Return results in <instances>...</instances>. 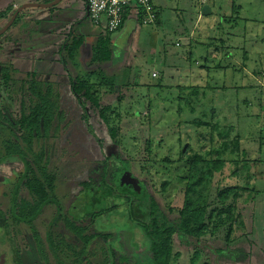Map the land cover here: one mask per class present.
<instances>
[{"label": "rangeland", "instance_id": "obj_1", "mask_svg": "<svg viewBox=\"0 0 264 264\" xmlns=\"http://www.w3.org/2000/svg\"><path fill=\"white\" fill-rule=\"evenodd\" d=\"M55 1L0 0V15L10 9L9 13H12L14 5L20 8L26 4L49 5ZM193 1L155 0L163 10L160 25L154 22L138 25L135 31L108 36L86 17L85 0H62L50 8H26L2 35L0 110L13 98L12 93L8 95V91L4 90L2 69L7 68L16 84L26 79L29 73H35L39 81L51 83L60 94V108L66 114L64 124L71 122L59 137L34 141L28 154L35 172L31 177L41 178L42 170L55 176L52 196L60 202L63 216L72 209L75 199L84 189L82 184H89L94 192L103 185L102 169L106 160L118 154L124 158L134 156L126 164L125 171L119 174L123 177H116L121 194L138 192L154 195L164 210H168V205L175 208L181 206L189 168L187 164H177L183 152L179 156L177 154L185 149L184 144L202 154L221 144V137L212 131L217 123L235 128L252 161L264 160V105L259 107L257 104L262 97L259 93L264 91V0H204V4L212 10L210 16L199 15ZM201 1L198 3L200 9L205 6L201 5ZM4 23L0 22V29ZM108 39L110 50L119 64L115 68L102 66L103 73H106L104 86H101L99 78L91 80L101 108L108 109L106 116L112 118L110 127L116 132L121 128L118 133L120 146L115 145L109 128L100 118V110L90 111L85 118L86 113L71 93L69 80V76H84L100 67L92 57L96 49L100 50V42ZM77 42L80 44L73 60L68 47ZM61 57L65 59L68 72ZM154 73L157 75L155 78L152 77ZM112 75L118 78L113 93L108 79ZM189 86L209 89L203 104L213 99L212 103L218 111L214 120L209 118V113L204 117L205 109L190 118L184 114L181 119L174 118L170 123L169 113L177 112V109L174 107L169 113L165 112L167 100L175 96L179 88ZM210 89H215V92ZM120 93L123 94L121 103L118 101ZM186 119L191 124L184 125L183 120ZM200 120L208 126H198ZM165 127L170 129L165 131ZM191 136L194 140L189 139ZM212 136L216 141L211 139ZM176 138L180 139V145L176 143ZM148 140H151V146ZM178 146L181 148L177 150ZM38 155H41L40 160H37ZM150 157V162H147ZM165 160H170V164ZM24 172L25 165L20 161L0 166V212L8 223L0 233V251L8 253L6 264H44L37 253L38 235L45 253L49 255V263L58 264L47 249L45 240L54 207L46 210L31 226L13 220L14 189ZM125 174L135 180L132 185L138 184V189L119 182ZM230 174L229 168L225 170V178L215 177L216 182L223 180V184L220 188L215 186L209 197L210 211L216 210L212 223L219 220L228 223L230 220L227 217L238 215L246 223L243 233L247 235L230 245L226 244L228 223L214 237L208 232L199 243L191 246L175 236L173 255L178 256L172 259L171 264H264V259L261 261L263 254H254L264 251V164L257 163L252 178L248 180L250 191H240L239 199L235 200L232 196L222 203L218 200L221 190L244 185L242 178H230ZM164 184H167L166 188ZM250 196L254 197L253 202ZM18 197L19 200L30 199L23 187ZM220 211H223L222 215L218 214ZM87 214L82 211L83 216H77L76 220L78 225L90 228L93 234L94 225ZM105 224L101 228L96 227L100 233L108 234L116 229L125 235L124 241L118 236L114 239V249L130 251L133 261L138 264H151L149 241L139 229L130 228L131 224L125 216L114 213L105 219ZM52 230L71 236L61 226L52 227ZM241 233L237 231L234 237ZM4 236L7 243L2 239ZM95 242L101 247L109 246L106 241ZM100 246H95L98 248L97 255L87 263L104 264ZM230 252H243L249 257L232 256ZM109 258L115 264L111 255ZM65 259L62 257V260ZM116 264H120L119 261Z\"/></svg>", "mask_w": 264, "mask_h": 264}, {"label": "trees", "instance_id": "obj_2", "mask_svg": "<svg viewBox=\"0 0 264 264\" xmlns=\"http://www.w3.org/2000/svg\"><path fill=\"white\" fill-rule=\"evenodd\" d=\"M197 1L199 3V0ZM161 8L162 7H159L154 1L153 14L155 16L154 23H156V25L162 23L163 10ZM10 10L5 11V13L7 15L10 14ZM198 12L200 15L201 9ZM6 14L2 13L0 17L2 18ZM144 14V11L138 10L136 7L128 8L124 25L129 17L134 18V16H136V25L143 26L142 19ZM86 17L88 18L87 10ZM123 27L118 33L121 32ZM106 34L112 36L115 33ZM100 43L102 44H100V50L98 51V49H96L92 57L93 62L100 67H98L96 71L88 72V74L84 76H69L71 93L86 113L85 118H87L90 111L99 112L100 110V118L109 128L110 135L114 139L115 145L120 146L121 142L119 140L120 138H118V133L121 132V128H118L116 132L110 127L112 118L106 116L108 109L104 110L101 108L100 98H98V95L94 92L95 84L91 80L92 78H99L101 80V86H104L106 82V73H103L104 70L101 69L102 66L110 65V67L115 68L119 64L113 56V51L110 50V46L108 45L109 39ZM79 44L80 43L77 42L68 47L69 56L73 60L75 59V53L78 50ZM61 62L68 72L65 59L62 57ZM13 71L17 72L15 69ZM2 73L4 74V90L8 91V95L12 93L13 98L9 105L6 104L0 110V166L17 161L23 162L25 165V172L14 189L12 217L16 223L31 226L46 210L49 211V209L55 208L53 219L50 223V229L45 233V240L47 249L57 260L58 264H66L67 261L69 264H90L87 263L91 261L90 258L96 257L97 255L98 248L95 246H100L95 242L96 240L102 242L106 241L109 244L107 247L100 246V256L103 255V259L100 257L102 263L113 264L109 258V255H111L112 261L115 264L117 261H119L120 264H138L133 261L130 251H118L112 246V244H115L114 239H116L117 236L118 239L121 237V241L125 240V235L123 236L121 234V230L116 231V229H113V231L110 233L108 232V234L104 232V234H102V232L100 233L99 229L96 228L98 226L101 228V225H106L105 219H108L110 215L114 213H119L120 216L123 217L125 216L129 224H131L130 228H132V230L137 228L144 234L149 241L151 264H171L172 259L178 256L173 255V241L175 236H178L185 244L191 246L199 243L201 238L205 237L208 232L214 237L219 229L226 226L228 223V232L225 237L226 244L230 245L234 243L236 239L244 238L247 235L243 233L246 231V223L241 221V217L238 215L234 217L230 216L231 218L227 217V220H230L228 223L223 220L212 223L214 211L216 210L210 211L211 204L209 202V197L215 186L220 188V185L223 184V180L219 182L215 181L216 175L225 178V170L230 168L231 174L229 177L235 179L242 178L244 180V185L242 187L238 186L236 188H225L221 190L218 195V200L225 203L232 196H234L235 200L239 199L241 197L240 191H250L248 180L252 178V173L257 163L264 164V160L252 161L248 156V150L244 148L242 138L236 132L235 128L221 123H217L212 130L219 138L221 137V144H218L217 147L212 148L207 153L202 154V152L198 153L196 150L193 151L191 147L181 142L186 146L184 150L178 152V156L182 152L183 154H181L182 158L177 161V164H187L189 168L181 206L175 208L168 205V210H164L154 195L148 196L138 192L121 194L117 188L119 186L116 184V176L125 171L126 164H129L134 156H125L126 158H124L122 154H118L106 160V164L102 169L103 185L94 192L89 184H82L84 189L79 197L75 199L74 206H76L72 207V209L63 216V209L60 207V202L52 196L55 190V176L48 175L45 170H42L41 178L31 177L30 175H33L35 172L33 171L32 163L28 160V154L31 151L34 141L37 142L38 140L47 139L48 137L57 138L60 132L66 131L71 124V122L64 124L66 114H64L60 108V94L51 83L39 81L35 73L27 74V78L17 81V84L7 68L2 69ZM108 79L110 88L112 89L111 93H113L115 88L114 85L117 83L115 81H118V78H116V75H112ZM14 84L17 85L15 90H13ZM216 89L218 90V88ZM222 89L225 90L226 88ZM179 90L180 91L175 96L167 100L168 102H166V107L164 109L167 113L170 112V109H174V107L177 109V112L169 113L170 123L174 118L181 119L184 114L187 115V118H190L191 116H195L198 112L205 111V109L207 112H204V117H207V113H209L210 119L214 120L216 118L218 111L217 107H214L212 103L213 99L210 98L203 104V100L206 98L209 89L206 90L199 86H189L181 87ZM210 90L215 92V89ZM120 94L118 96L119 103L123 101V94ZM260 94L263 97L264 91L262 92L261 90L259 97ZM262 97L259 98L257 103L259 107L264 105ZM183 121L184 125L191 124L188 122V119ZM179 125L180 123L177 125L178 128ZM202 125L207 127L208 123L200 120L198 126ZM165 128V131L170 129L169 127ZM194 137H196V135ZM194 137L191 136L189 139L193 138L194 140ZM176 139V143L180 145V139ZM211 139L216 141L213 136ZM148 142L151 146V140H148ZM158 145L161 144L158 143ZM179 148H181V146H178L177 150ZM149 151L151 150L149 149ZM189 151L192 152L188 156ZM40 159L41 155H38L37 160ZM150 159L151 157L146 161L150 162ZM166 162L170 164V160H165V163ZM166 186L167 184H164L163 187L166 188ZM22 187L27 190L30 199L19 200L18 195ZM89 192H94L93 196L91 195L88 197ZM250 197L251 202H253L254 197ZM120 200L121 202H119ZM81 208L82 211L84 209L85 214L88 213L87 217L91 219L95 233H90V228L88 227L78 225L76 220L77 216H83L81 215L82 211L80 212ZM86 210L93 211L89 212ZM218 214L222 215L223 211L218 212ZM239 214L243 215V213L241 214L240 212ZM7 224V220L3 213L0 212V232H3ZM210 225H212L211 231ZM60 226L61 229L68 231L72 237L62 232H53L52 227ZM237 231L242 233L235 238L234 236ZM2 239L7 243L6 236ZM7 248H9L8 245ZM36 248L44 264H50L49 255L45 253L46 251L43 249L45 247L42 243V239L38 237V235L36 237ZM230 253L232 256L235 254L237 257H244V259L248 256L243 252ZM260 253L263 254V256H261V258L263 257L261 259L262 261L264 259V251L254 252L257 256ZM62 257L66 259L62 260Z\"/></svg>", "mask_w": 264, "mask_h": 264}, {"label": "built area", "instance_id": "obj_3", "mask_svg": "<svg viewBox=\"0 0 264 264\" xmlns=\"http://www.w3.org/2000/svg\"><path fill=\"white\" fill-rule=\"evenodd\" d=\"M155 0H86L87 15L94 27L102 28L106 33H116L124 25L128 8L136 7L145 12L143 25L155 21L153 14ZM204 0L201 1V5ZM205 5V4H204ZM136 17V16H135ZM138 18V17H137ZM157 75L154 73L153 78Z\"/></svg>", "mask_w": 264, "mask_h": 264}, {"label": "water", "instance_id": "obj_4", "mask_svg": "<svg viewBox=\"0 0 264 264\" xmlns=\"http://www.w3.org/2000/svg\"><path fill=\"white\" fill-rule=\"evenodd\" d=\"M61 1H62V0H56L54 3L49 4V5H40V4H38V5H37V4L31 5V4H26V5L22 6V7H20L18 10L15 11V13L13 14L11 20L8 22V24H7L4 28H2V29L0 30V37H1L2 35H4V33L7 32V31L12 27V25H13L14 22L16 21L17 17L19 16V14H20L23 10H25L26 8H29V7H45V8H50V7H54V6L58 5V4H60ZM211 14H212V10H211V8H210L208 5H205V6L201 9V15H202V16H210ZM128 176H129V175H128ZM126 178H127V177H126ZM132 179H133V178H132ZM134 181H135V180L133 179V182H134ZM135 185H136V184H135Z\"/></svg>", "mask_w": 264, "mask_h": 264}, {"label": "flooded vegetation", "instance_id": "obj_5", "mask_svg": "<svg viewBox=\"0 0 264 264\" xmlns=\"http://www.w3.org/2000/svg\"><path fill=\"white\" fill-rule=\"evenodd\" d=\"M17 9H18V8H17ZM17 9H16V10H17ZM16 10H14V11L10 14V17H9L10 19H9V21L11 20V18H12L13 14L15 13ZM21 14H22V12H21ZM21 14H19V16H20ZM19 16H18V17H19ZM18 17H17V18H18ZM16 20H17V19H16ZM9 21H8V22H9ZM8 22H7V24H8ZM7 24H5V25L3 26V28H4ZM1 29H2V28H1ZM1 29H0V30H1ZM44 35L47 36L46 33H45ZM1 37H2V36H1ZM1 37H0V38H1ZM13 163H15V162H13ZM128 175H129V174H125L124 179H123V178L120 179L119 182H120V183H123L124 185H128V186H132V187H133V185H132V183H133V179H132L130 176H128ZM116 177H119V178H120V177H123V176H122V174H121V175H117ZM126 177H127V178H126ZM132 177H133V176H132ZM124 180H125V181H124ZM130 184H131V185H130ZM133 188H134V190L138 189V184H136ZM91 195H92V192H89L88 197H90ZM75 206H76V205H75ZM75 206H74V204H73V207H75ZM80 211H82V208L80 209ZM83 211H84V209H83ZM0 233H1V232H0ZM7 256H8V253H7L6 251H0V264H6V263H7V262H6V261H7Z\"/></svg>", "mask_w": 264, "mask_h": 264}, {"label": "crops", "instance_id": "obj_6", "mask_svg": "<svg viewBox=\"0 0 264 264\" xmlns=\"http://www.w3.org/2000/svg\"><path fill=\"white\" fill-rule=\"evenodd\" d=\"M85 2H86V0H85ZM195 2V4H196V6H197V8H198V11L200 10L199 9V7H198V1L197 0H194L193 1V3ZM205 5H207V4H205ZM17 8H19L18 6H15L14 5V10H16ZM87 9V7H86V5H85V10ZM4 14H6L5 12H3ZM11 14V13H10ZM10 14H6V15H4V17H2V18H0V22H1V24L3 23V22H5L4 23V25L5 24H7V22L9 21V17H10ZM21 14V13H20ZM9 16V17H8ZM8 18V19H7ZM135 18V19H134ZM134 18L133 17H129L128 19H127V21H126V23H125V25H124V27H123V29L121 30V32H119L120 34L122 33V32H124L125 31V33L126 32H129V31H135V29H136V26H138V25H136L137 23H136V17L134 16ZM39 23L40 22H38L37 24L39 25ZM3 25V26H4ZM47 34V33H46ZM6 41V40H5Z\"/></svg>", "mask_w": 264, "mask_h": 264}]
</instances>
